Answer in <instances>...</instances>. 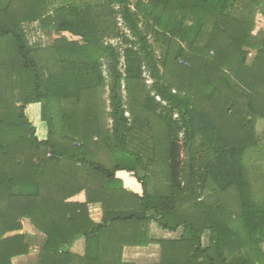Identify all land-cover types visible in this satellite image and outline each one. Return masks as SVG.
Here are the masks:
<instances>
[{
  "label": "trees",
  "instance_id": "obj_1",
  "mask_svg": "<svg viewBox=\"0 0 264 264\" xmlns=\"http://www.w3.org/2000/svg\"><path fill=\"white\" fill-rule=\"evenodd\" d=\"M56 1L0 0V264L35 244L37 264H264V200L245 165L264 144V30L253 33L264 0H136L135 11L132 0H105L94 12L89 1ZM53 4L75 13L56 18L54 41L84 44L42 45L25 30ZM111 5L137 41L100 20ZM107 31L129 47L105 42ZM80 193L83 202L71 200ZM96 203L100 223L89 215ZM21 219L34 234L19 232ZM153 224L181 234L152 238ZM79 239L82 255L72 250ZM151 244L157 262L123 260L125 247Z\"/></svg>",
  "mask_w": 264,
  "mask_h": 264
},
{
  "label": "rangeland",
  "instance_id": "obj_2",
  "mask_svg": "<svg viewBox=\"0 0 264 264\" xmlns=\"http://www.w3.org/2000/svg\"><path fill=\"white\" fill-rule=\"evenodd\" d=\"M62 1H72V0H57L55 4H57L58 2L60 3ZM74 1H78V2L89 1L90 3H92L91 5H92V11L93 12L96 9L97 3H104L105 2V0H74ZM135 1L136 0H132V3L130 5L132 11H135V7H134ZM142 1L147 2V0H142ZM55 4L51 5L49 14L45 15L44 19L46 21L40 23V21L38 20L37 24H35L38 27V30H37V35L34 37V40L39 39V41L41 42L42 45H50V44L56 43L54 41V36L51 34H52V29L55 30V27L57 26V22H56V18H57V14H58L57 10L61 9V7H56V6H54ZM98 7H100V6H98ZM108 10L109 9H106L103 13L99 14L100 20L106 24H108V23H112V25L115 24L118 32H120V34H123L124 38H128L130 40L137 41V37L132 33L131 30H129L128 26H126V24L123 22V19L120 16L119 8H117V6H115V5L110 6V11H111V13H114V15L112 14L114 16V18H111V13L110 14L107 13ZM262 10H264V9H262ZM65 11L66 12L72 11L74 13V10L72 8L66 7ZM93 16L96 17V14L94 13ZM137 23H138L139 32L142 34L147 33V41L151 45L152 50H154V54H155L156 59H159L160 49H159L158 44L155 42V40L153 38L152 31H149L147 28H145V23H144V20L141 18V16L138 17ZM262 26H264V16L258 10V13H257L256 18H255L254 31L257 32L259 29H262ZM120 34H119V36H113V34H110L109 31H107V34L103 39L105 42H108L114 46H119V49L121 51H123L126 47H129V46H128V43L125 44L123 42V36H121ZM136 47H137V45H136ZM248 51H249V54L247 56V59H248V61L251 62L255 56V51L254 50H248ZM121 60H123L122 57H121ZM121 64H123L122 61H121ZM121 67L123 68V65H121ZM142 70H143V77L146 79V84L148 86H150L153 82L152 81L153 79L149 76V70H148L147 65H144L142 67ZM153 94H155V93L152 92V95ZM155 98H156V100L159 99L158 97H155ZM29 116H30L31 121L37 125V128H38L37 135L39 137H41L43 135V129H41V128L45 127L44 124H39L40 118H39L37 113H30L29 112ZM104 117H105V119H104ZM104 117H103V119L100 120L103 131L106 129V124L107 125L110 124V121L108 120L109 118L106 119L107 116H105V115H104ZM106 120H108V123H106ZM107 127H109V126H107ZM256 130H257V133H263L264 132V121L263 122L260 121L258 123ZM44 133H45V130H44ZM139 139H140V143L137 141H134V143H132L131 148L133 150L142 151L143 148L141 145L143 144V142L145 140V136L140 135ZM245 165H246V169H247V176L249 179L253 198L255 200H258V201H261L262 199L264 200V144H262L260 147H257L255 150L252 149V150L247 152L246 157H245ZM129 174L133 177V175L130 172H129ZM135 190L136 189H130V191H132V192L133 191L135 192ZM154 226L155 225H153L152 227H154ZM154 228H157V227H154ZM162 235H164V234H162ZM162 235H160V236H162ZM208 237H209V233L207 232L203 237V241H204L205 246L208 244ZM261 249H262V252L264 253V242L261 244ZM33 253L34 254L32 256L34 258H36L37 252L33 251ZM262 260L264 262V259H262Z\"/></svg>",
  "mask_w": 264,
  "mask_h": 264
},
{
  "label": "crops",
  "instance_id": "obj_3",
  "mask_svg": "<svg viewBox=\"0 0 264 264\" xmlns=\"http://www.w3.org/2000/svg\"><path fill=\"white\" fill-rule=\"evenodd\" d=\"M65 9L66 8L57 10L58 11L57 17L61 16L63 18H69L71 20H74L75 19V13H73L72 11L66 12ZM35 24H37V23L25 24V30H27V32L30 31L33 38L36 36V34H34L36 32V29L35 30L33 29L35 27ZM262 29L264 30V26H262ZM262 29H259V30H262ZM55 32L56 31L54 29H52L51 35L54 36ZM58 32H61V31H58ZM63 32L71 34L68 31H63ZM253 33H256V31H253ZM75 36H77V35H75ZM82 44H84V42L82 41L81 37H80L79 41H77V42L53 43V45H63V46H76V45L79 46ZM38 108H39L38 105H34V107L29 106L27 108V111H29L30 113H37L38 114ZM39 124H42V123L40 122ZM41 129H43V135L41 136V138H44V135H45L44 128L42 127ZM121 172H125V173H129V172L118 171V172H116L115 176L122 180L124 188H126L127 190H130L131 188L127 187V185H126L125 177L123 175L119 174ZM134 180L136 181L135 177H134ZM138 185H139V188L135 190V193H138L141 195L142 194L141 193L142 188H141V185L139 183H138ZM71 200L83 202L85 200V196L83 193H80V194L74 196L73 198H71ZM89 215H90V218L94 222H96V223L102 222V219H103L102 205L100 203L89 205ZM21 224H22V229L19 232L28 231L32 234L35 233L33 227L30 225L28 220L21 219ZM153 225L150 226V237H152V238H157V239L173 238V239H175V238H178L181 234V229H178L176 232H166V231H163L162 229H160L159 227H157L156 225L154 227H157V228L152 227ZM11 234H13V233H11ZM162 234H164V235H162ZM160 235H162V236H160ZM32 247L33 248H31L30 253L28 255H23V256L13 258V260H12L13 264H37V256H36V258H34L32 255L34 254L33 251H36V252L38 251L39 246L37 244H35V245H32ZM72 250L75 253H78L80 255L84 254V252H85L84 240L83 239L77 240L73 244ZM159 257H160V246L158 244H151L149 246H144V247H140V246L129 247V246H127L123 250V260L124 261L141 262V263H154V262H157L159 260Z\"/></svg>",
  "mask_w": 264,
  "mask_h": 264
}]
</instances>
